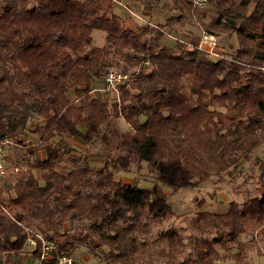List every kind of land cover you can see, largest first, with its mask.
Wrapping results in <instances>:
<instances>
[{"label":"trees","instance_id":"1","mask_svg":"<svg viewBox=\"0 0 264 264\" xmlns=\"http://www.w3.org/2000/svg\"><path fill=\"white\" fill-rule=\"evenodd\" d=\"M131 1L144 14L160 2ZM173 2L209 31L234 34V54L215 58L198 45L161 44L164 27L175 31L173 14L162 24L133 27L112 10V0H0V136L20 142L32 131L40 145L28 144L27 153L43 150L32 162L42 182L27 167L0 178L14 180V194L0 197V264H13V255L28 248L26 227L54 243L50 262L83 244L107 247L106 264H135L134 230L172 214L160 184L194 187L264 139V0H209L216 15L207 24V9ZM94 29L104 32L100 46L93 45ZM113 57L126 73L136 69L108 105L90 92ZM32 114L42 121L31 129ZM117 118L129 128L119 129ZM74 136L98 139L104 164L76 154L68 140ZM142 161L154 176L150 188L115 178ZM259 167L260 194L242 205L230 201L224 212H196L195 226L213 227L216 235L195 248L193 263L210 264L216 245L226 250L248 221H264V158ZM161 238L171 247L182 239L174 227ZM40 245L38 239L31 246L37 259Z\"/></svg>","mask_w":264,"mask_h":264},{"label":"rangeland","instance_id":"2","mask_svg":"<svg viewBox=\"0 0 264 264\" xmlns=\"http://www.w3.org/2000/svg\"><path fill=\"white\" fill-rule=\"evenodd\" d=\"M205 6H207L205 8L207 10L203 21L207 24L216 13L212 10L209 0ZM112 10L119 14L127 25L133 27L147 21L154 25L162 24L170 14H173L177 19L171 24L176 32L168 31V27H164L165 33L160 40L161 44L174 46L178 42L182 46L183 44L186 46L198 45L212 53V57L215 58L220 57V53L223 56H231L234 54L235 48L239 46L238 39L234 34L209 31L202 21L178 9L173 0H160L158 5H155L147 14L143 13L142 5L131 0H112ZM204 33L215 35L216 44L212 45L202 40ZM92 35L93 45L100 46L104 43L102 30L94 29ZM113 62V68L123 71L122 60L113 57ZM134 69H136L134 66H128L127 73ZM103 82V78L98 80L90 93L92 96L106 101L109 105L119 96L120 83L116 89L105 91L102 89ZM68 95L74 99L72 90L68 92ZM41 121L42 118L32 114L27 121V127L32 129L36 122ZM114 122L119 129L129 128L121 118L115 119ZM68 140L74 145L73 151L86 158L92 165L100 167L104 164L105 153L98 139L86 142L74 136L69 137ZM28 144L30 146L31 144L40 145L36 133L25 131L20 142L13 138L9 139V142L4 146L6 158L9 163L18 164L20 168H30L38 181L42 182V170L33 166L32 162L36 156L43 157V150L39 146L35 154H29L26 151ZM262 158H264V139L252 149L248 157H241L236 165L212 173L194 187L179 188L175 191L167 185L160 184L167 196L172 214L164 218L149 219L145 228L134 230L140 247V250L135 254V264H195L193 263L196 256L195 248L200 245L203 239H209L216 235L213 227L199 228L195 226L193 220L196 212H224L228 209L230 201L242 205L249 197L260 194L262 177L259 159ZM114 176L145 188H150L153 185L154 178L144 161L132 163L128 169L115 172ZM13 181V176L0 179V197L4 201H8L9 196L14 194L11 187ZM172 227L177 229L182 237L181 241L173 247L161 238L163 232ZM69 229L70 234L76 233L75 228ZM226 247L228 248L224 250L219 245L215 246L218 255L209 261L210 264H264V221H248L244 231L233 241H228ZM107 250V247L104 246L100 250L93 251L83 244H77L70 252L81 258L85 264H106L105 252ZM13 258V264L37 263V258L32 255L31 245L19 250L13 255ZM4 259L5 254L1 253L0 263L4 262Z\"/></svg>","mask_w":264,"mask_h":264},{"label":"built area","instance_id":"3","mask_svg":"<svg viewBox=\"0 0 264 264\" xmlns=\"http://www.w3.org/2000/svg\"><path fill=\"white\" fill-rule=\"evenodd\" d=\"M192 4L197 7L205 6L208 0H191ZM202 40L216 44L215 35L211 33H204ZM128 78V73L125 71L117 70L116 68H109L104 75V82L102 89L105 91H111L116 89L119 83L124 79ZM9 142L8 138L0 136V178L5 174H14L24 168H20L17 165L9 163L5 155L4 146ZM29 234L28 242L29 245L34 246L36 241H41L40 254L36 264H85L84 261L73 253L60 254L53 261H49L51 258L50 250L54 248V243L47 241L39 231L34 230L30 227H26Z\"/></svg>","mask_w":264,"mask_h":264},{"label":"crops","instance_id":"4","mask_svg":"<svg viewBox=\"0 0 264 264\" xmlns=\"http://www.w3.org/2000/svg\"><path fill=\"white\" fill-rule=\"evenodd\" d=\"M209 4H210V2H209ZM208 6V5H207ZM207 6H205V7H203V8H207ZM171 32H173V31H171Z\"/></svg>","mask_w":264,"mask_h":264}]
</instances>
